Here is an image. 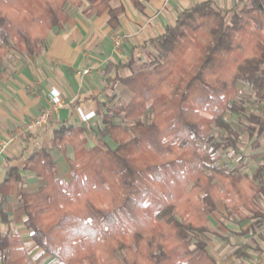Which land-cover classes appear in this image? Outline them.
Wrapping results in <instances>:
<instances>
[{
    "label": "trees",
    "instance_id": "obj_1",
    "mask_svg": "<svg viewBox=\"0 0 264 264\" xmlns=\"http://www.w3.org/2000/svg\"><path fill=\"white\" fill-rule=\"evenodd\" d=\"M109 3L0 0V63L8 39L18 51L39 53L48 31L66 21L68 5H85L83 13L109 8L108 22L116 26L122 7ZM149 44L155 52L145 69L117 76L132 65L131 53L125 63L107 62L102 70L107 85L120 80L133 94L102 115L114 146L87 147L84 128L61 122L54 134L72 148L70 178L56 176L45 148L26 159L24 166L43 184L18 194L23 226L53 264H218L205 243L217 201L223 199L231 213L243 209L245 217L264 218L256 177L240 163L220 164L219 153L203 146L213 127L230 133L224 147L235 143L230 112L253 123L248 128L257 135L264 133V116L246 114L237 103L240 83L264 100V1L228 9L212 0L195 3ZM21 179L20 169L7 164L0 183L4 226L10 223L6 202ZM0 264H34L18 232L0 230Z\"/></svg>",
    "mask_w": 264,
    "mask_h": 264
},
{
    "label": "crops",
    "instance_id": "obj_2",
    "mask_svg": "<svg viewBox=\"0 0 264 264\" xmlns=\"http://www.w3.org/2000/svg\"><path fill=\"white\" fill-rule=\"evenodd\" d=\"M202 1L206 0H140L142 6L139 8L132 0H110L111 7H122L116 26L108 22L109 8L83 13L85 5H68L65 9L66 21L61 27L48 31L39 53L18 51L12 39L3 44L5 53L0 63V144L16 127L48 106L52 88L60 92L65 104L47 127L11 142L4 151H0V183L7 164L18 167L22 175L6 202L9 225L14 223L19 226L17 230H11L5 229L9 225L0 224L1 231L8 229L18 232L23 244L25 240L29 249L35 253L39 251L23 226L24 211L16 203L20 192L37 190L43 184L42 178L24 166L26 159L33 152L45 148L55 161L56 176L68 180L71 170L67 159L73 156V151L67 143L55 140L54 130L61 122L82 127L85 144L90 141L94 142L92 146L98 145L97 141L102 140L101 135L107 134L102 123L103 113L114 104L128 103L133 95L120 80L106 84L102 70L107 62L125 63L131 53L136 58L140 57L151 46L150 39L162 34L165 27L175 21L179 11ZM212 1L224 9L236 4L242 7L248 2ZM116 33L123 36L119 48L113 46ZM83 69H87V73L83 74ZM123 70L125 68L120 71ZM114 76L115 72H112L111 77ZM78 110L94 115L83 121ZM108 142L113 143L111 140ZM256 142L258 146H255ZM251 147L255 149L243 153L233 148L231 153L234 157L228 165L240 163L242 171L256 177L262 185L259 204L264 209V144L253 138L249 143ZM239 213H231L223 199L217 201L216 210L208 216L211 229L205 234L207 251L218 264H264V218L245 217L246 211L243 209Z\"/></svg>",
    "mask_w": 264,
    "mask_h": 264
},
{
    "label": "rangeland",
    "instance_id": "obj_3",
    "mask_svg": "<svg viewBox=\"0 0 264 264\" xmlns=\"http://www.w3.org/2000/svg\"><path fill=\"white\" fill-rule=\"evenodd\" d=\"M247 3V2H246ZM155 48L153 46H150L148 49L144 51L143 54H141L140 57H137L134 59L132 65L130 67H122L125 68V70L120 71L118 70L117 76L124 77L127 73H135L137 71L143 70L147 65L150 64V60L152 57V54H154ZM237 103L242 107V110L244 113H255L257 115L264 116V100H257L256 97L253 94V91L249 88L247 84L240 83L238 84V98ZM119 104H124L120 102ZM151 113L149 111L146 112V114L143 116L144 121H148L150 118ZM119 119V118H118ZM227 120L229 124L232 126L233 134L236 136L235 143L232 145H229L228 147H224L223 145L227 143L226 141L230 138V133L227 132V130H219L216 127H213L211 134H212V140L208 144L203 143V146L208 150L209 153H211L213 150L219 153L220 155V162H224V164H231L232 163V156L231 150L233 148H238L242 153L247 152L249 150L255 149V147L249 148V143L253 138H256L260 143L264 144V133L262 135H257V132L251 131L250 128L252 125H254L251 122H248L245 120V118L242 116V114L237 112H230L227 115ZM125 121V125H126ZM254 129H257L256 127ZM101 135V134H100ZM102 140H98L97 144L101 147H105V144H110V146H114V143L106 142L109 141V138L106 135H101ZM105 137V138H103ZM103 139H106L103 140ZM94 144L90 141L87 142V146L90 147ZM154 150L162 153L163 148L159 146L158 144L153 145ZM222 157V159H221ZM250 164L249 166H251ZM16 203L19 206V199L17 198ZM17 223V222H16ZM19 226V225H18ZM16 224L11 223L8 227L11 230H17L18 227ZM16 227V228H15ZM3 229V228H2ZM25 239V238H23ZM24 245L27 250L28 258L34 263V264H53L56 260L51 256H46L44 252L41 250L39 246L36 247L39 249L37 253L33 252L31 249L28 248L25 240Z\"/></svg>",
    "mask_w": 264,
    "mask_h": 264
},
{
    "label": "built area",
    "instance_id": "obj_4",
    "mask_svg": "<svg viewBox=\"0 0 264 264\" xmlns=\"http://www.w3.org/2000/svg\"><path fill=\"white\" fill-rule=\"evenodd\" d=\"M123 41V36L116 33L113 36V46L119 48ZM87 69H83L82 73H87ZM64 100L61 97L60 92L52 88L49 95V104L47 107L43 108L40 113L26 121L23 125L16 127L8 136L7 140L1 142L0 151H4L11 142H15L21 137L27 136L30 133L36 132L38 130L47 127L56 117L58 111L64 105ZM79 115L83 121L90 119L94 113H82L78 110Z\"/></svg>",
    "mask_w": 264,
    "mask_h": 264
}]
</instances>
